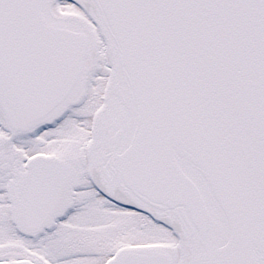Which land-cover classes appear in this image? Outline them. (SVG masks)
<instances>
[{
    "label": "snow or ice",
    "instance_id": "6c2138e0",
    "mask_svg": "<svg viewBox=\"0 0 264 264\" xmlns=\"http://www.w3.org/2000/svg\"><path fill=\"white\" fill-rule=\"evenodd\" d=\"M0 264H264V0H0Z\"/></svg>",
    "mask_w": 264,
    "mask_h": 264
}]
</instances>
